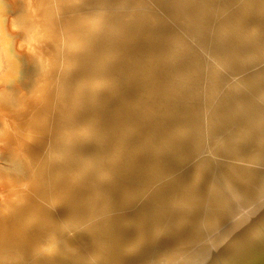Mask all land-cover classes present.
<instances>
[{"label":"bare ground","instance_id":"6f19581e","mask_svg":"<svg viewBox=\"0 0 264 264\" xmlns=\"http://www.w3.org/2000/svg\"><path fill=\"white\" fill-rule=\"evenodd\" d=\"M98 1L97 9H104L106 0ZM151 1H177L166 4L171 9L177 4L184 10L183 17L172 25L152 20L159 38L152 44L175 41L169 50H178L185 60L167 64L171 72L167 69L161 73L160 67L151 75L148 70L149 76L143 75L146 91L163 92L162 86L171 83L173 74L190 71L194 76L187 79L185 91L195 96L194 107L226 115L229 108L236 109L238 102L234 100L214 103L211 99L215 94L227 95L230 90L218 84L221 77L217 70L210 69L215 66L213 62L203 60L200 44L207 43L209 52L219 60L229 56L225 47L208 35L207 12L202 17L197 9L185 11L188 7L184 9L181 1L186 0ZM72 5L65 0H0V47L4 61L0 70V264H120L121 261L123 264H264V161L260 167L233 162L220 168L221 174L213 182L215 187L218 182L227 207L218 204L214 215L204 222L186 226L179 219L169 220L160 213H150L147 207L135 211L128 203L129 197L123 202L115 201L121 207L107 200L98 215L75 207L87 201L90 190L83 185L79 191L78 181L83 180L90 167L98 170L104 161L96 158L94 164L91 150L81 145L74 127L75 112L81 109L80 97L87 90L83 86L89 68L85 65L78 68L82 60L72 58L82 52L76 37L85 41L88 34L82 21L79 29L74 27L73 21L78 16L69 13ZM60 8L65 15L58 18L56 28L55 11L59 12ZM230 15L226 19L234 18ZM251 16L240 30L242 41L251 42L244 49L247 52L253 49L252 38L264 36V15L257 11ZM221 27L230 31L231 26L223 22ZM65 54L70 57L66 58ZM91 71L94 74L97 70ZM105 72L98 71L95 76ZM97 83V79L92 82ZM261 85L264 89V83ZM206 86H209L206 91L201 90ZM146 91H139L137 98L142 99ZM242 93L239 89L233 96L239 98ZM158 105L159 101L152 102L156 111ZM149 112L148 106L140 107L136 120L148 121ZM167 116L168 121L159 116L154 119L158 125L162 122L166 135L174 133L170 110ZM198 120L199 117L187 118L183 123L199 132L202 126ZM78 121L87 122L84 115ZM149 157L154 161L145 168L143 178L134 182L141 189L155 177L164 176L163 155L155 152ZM201 162L199 159L191 179L203 175V170H198ZM15 168L19 173L11 174ZM256 175L258 178L251 181ZM165 191L162 183L152 187L149 194L161 202ZM64 203L67 206L61 208ZM26 211H42L46 218L32 226L36 215H28ZM79 218L89 221L90 235L97 238V243L75 240L73 228Z\"/></svg>","mask_w":264,"mask_h":264},{"label":"rangeland","instance_id":"374dc122","mask_svg":"<svg viewBox=\"0 0 264 264\" xmlns=\"http://www.w3.org/2000/svg\"><path fill=\"white\" fill-rule=\"evenodd\" d=\"M66 1H71V5L73 2L69 13L72 11L73 15L78 16L73 21L74 27L79 29L82 21L88 33L85 41H79L76 37L83 54L79 51L76 56H72L75 61L82 60L78 68L81 69L84 65L89 68L88 80L83 86L87 90H83L80 97L81 106L78 107L81 109L77 108L75 112L74 127L78 131L81 145L91 150L94 164L96 158L104 161L98 170L93 171L90 167L86 175L82 176L83 180L78 181L79 191L83 185L90 190L87 192L88 202L80 201L82 203L75 204V207L84 213L98 215L107 200L116 207H121L122 204L115 201L123 202L129 197L128 203L135 211L147 207L150 213H160L169 220L179 219L186 226L208 221L218 204L227 207L224 203L226 197L218 182L217 187L213 182V178L221 174L220 168H226L233 162L260 167L264 161L261 150L264 131V89L261 85L264 83V36L252 38L253 49L248 52L244 49L251 42L242 41L240 36L242 25L251 19L252 14L259 11L264 15V0H216L199 3L195 0L181 1L184 9L191 8H187V12L197 9L202 17L207 12L209 19L205 29L208 35L218 45L225 47L228 53L226 60H219L209 52L207 43L200 44L203 60L213 62L215 66L210 69L217 70L221 77L218 84L230 90L227 95L215 94L211 99L214 103L223 100L238 102L236 109L229 108L227 115L192 105L195 96L185 91L187 79L194 76L190 71L180 70L179 75L173 74L171 83L162 86L163 92L146 91L143 75L147 73L148 77V70L153 75L161 67L162 73L168 69L167 64L174 60H185V56H179L178 50H169L175 41L152 44L158 38L153 30L152 20L172 25L183 17L182 7L176 4L171 9L168 4H175L177 1H166V4L165 1L151 0H106L102 10L97 9L98 0ZM63 14L64 10L61 8L59 12L55 11L56 28L57 20ZM229 14L234 18L226 19ZM82 16L85 19L81 20ZM223 22L231 26L230 31H225L226 26L221 27ZM194 46L196 47L195 44ZM137 51H141L140 54L137 55ZM65 57L70 56L65 54ZM93 68L97 70L96 73L101 70L106 72L98 77L95 76L96 73H92ZM171 70L168 69L169 72ZM94 79L98 81L96 85L92 84ZM208 88L209 86L201 87V90L206 91ZM239 89L243 93L237 98L233 94ZM139 91H146L142 99L137 98L141 94ZM178 99L179 102H173ZM153 101H159L157 111L152 106ZM234 102H230V106ZM147 106L150 109L146 118L148 121L136 120L138 109ZM168 110L173 118L170 126L174 133L166 135L162 122L158 125V121L154 119L163 118L168 121ZM83 115L87 122L81 124L78 120ZM208 116L212 124H207ZM198 117L202 126L199 132L183 123L187 118L195 120ZM230 123L235 126H230ZM183 130L191 133H182ZM144 134L148 136L144 137ZM155 152L164 157V176L155 177L154 181L141 189L134 182L143 178L145 168L154 161L149 154ZM199 159L202 162L198 170H203L204 173L199 178L191 179V173L196 171ZM17 173V168L11 172ZM257 175L251 181L258 178ZM162 183L166 187L165 199L159 202L149 193L152 187ZM65 206L67 205L64 203L61 208ZM26 212L28 215H36L32 226L46 218L42 211ZM73 232L77 242L87 244L94 240L97 243V238L90 235L88 220L77 219Z\"/></svg>","mask_w":264,"mask_h":264},{"label":"water","instance_id":"95a60500","mask_svg":"<svg viewBox=\"0 0 264 264\" xmlns=\"http://www.w3.org/2000/svg\"><path fill=\"white\" fill-rule=\"evenodd\" d=\"M4 67V61H3V56H2V51L0 47V70Z\"/></svg>","mask_w":264,"mask_h":264}]
</instances>
